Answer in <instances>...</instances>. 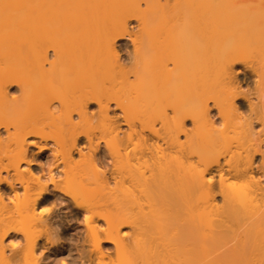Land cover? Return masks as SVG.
Masks as SVG:
<instances>
[{
	"label": "bare ground",
	"instance_id": "obj_1",
	"mask_svg": "<svg viewBox=\"0 0 264 264\" xmlns=\"http://www.w3.org/2000/svg\"><path fill=\"white\" fill-rule=\"evenodd\" d=\"M237 6L0 0V264L73 256L60 206L74 264H264V14Z\"/></svg>",
	"mask_w": 264,
	"mask_h": 264
},
{
	"label": "rangeland",
	"instance_id": "obj_2",
	"mask_svg": "<svg viewBox=\"0 0 264 264\" xmlns=\"http://www.w3.org/2000/svg\"><path fill=\"white\" fill-rule=\"evenodd\" d=\"M232 1V0H231ZM233 2L235 3V5H240V6H237V7H241V6H243V7H245L246 9L248 8V9H251L252 11H261V12H263V14H264V0H233ZM234 8H235V6H234ZM129 41H127V42H123V43H120L119 44V46H120V49L122 50L121 51V53L123 54V55H126L127 54V52H130V51H132V44L129 42ZM127 51V52H126ZM125 53V54H124ZM240 77L243 79L244 78V75H240ZM120 121V120H119ZM121 122V128L123 129V130H125L126 129V126L125 125H123V123H122V120L120 121ZM84 142V141H83ZM83 142H81V144L83 143ZM37 167V168H36ZM35 168L36 169H39L40 168V166H35ZM61 207L62 206H60L59 208L58 207H56V213L58 214V212L60 213L59 214V216L61 215V217H62V219L63 220H66V218L69 216L71 219H74V222H71V225H72V228H71V230L70 231H67L66 233H68V236H66V239H65V237L63 238V240H65V242H67V240H68V242L67 243H63L62 241H61V243L62 244H68L69 243V236H74V237H72V238H75L74 239V241L75 242H77L79 245H81V237H82V235H83V232H84V224H83V222H82V220H83V216H82V214L80 215L79 214V211H74V209L73 208H70V209H66V210H64L65 209V207H62V209H61ZM59 210V211H58ZM60 217V218H61ZM67 218V219H70V218ZM129 228H126V230H128ZM68 230H69V228H68ZM129 231V230H128ZM67 235V234H66ZM78 239H79V242H78ZM75 242H73L72 244H73V246H74V253H73V251H72V253H71V255H73V256H75L74 257V259H72L73 258V256H70L69 254L67 255V253H65L66 255H67V257L69 258H67L66 257V255L64 256V255H60V257L59 256H55V257H53V259H52V261L55 263V264H71V260H74V261H72L73 263L72 264H74V262H76L77 261V259H76V257H78V256H76L77 254L79 255V251L77 250V249H79V245L78 244H76L77 245V248H76V245H75ZM76 248V249H75ZM107 248H110V250H112V251H108V252H112L113 253V246L112 245H107ZM78 251V252H77ZM111 253V254H112ZM61 256H62V260L60 259L61 258ZM64 256V257H63ZM70 256V257H69ZM59 257V258H58ZM58 258V259H57ZM55 259H57V260H59L58 262H57V260H55ZM64 260V261H63ZM57 263H56V262ZM78 262H79V259H78Z\"/></svg>",
	"mask_w": 264,
	"mask_h": 264
}]
</instances>
